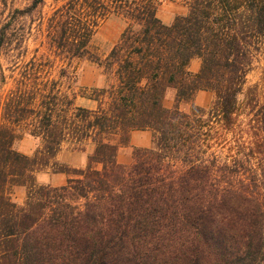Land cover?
<instances>
[{
	"label": "trees",
	"instance_id": "trees-1",
	"mask_svg": "<svg viewBox=\"0 0 264 264\" xmlns=\"http://www.w3.org/2000/svg\"><path fill=\"white\" fill-rule=\"evenodd\" d=\"M44 1L8 15L0 56L26 53L31 28L18 22ZM160 3L67 0L40 22L44 50L13 66L0 97V264H264V93L249 88L239 103L264 48V0H187L169 24ZM110 19L124 28L101 57L91 43ZM82 58L113 83L79 87L71 63ZM201 91L214 95L206 109L193 103ZM144 130L151 146L118 164L129 134ZM24 136L40 143L31 156L15 150ZM65 145L93 147L83 169L55 161ZM48 167L68 176L64 185L36 183Z\"/></svg>",
	"mask_w": 264,
	"mask_h": 264
},
{
	"label": "rangeland",
	"instance_id": "rangeland-1",
	"mask_svg": "<svg viewBox=\"0 0 264 264\" xmlns=\"http://www.w3.org/2000/svg\"><path fill=\"white\" fill-rule=\"evenodd\" d=\"M33 0H0V26L7 19L8 15L14 10H23L28 7ZM67 0H45L44 4L40 6L32 16L29 18H23L18 22L19 30L22 28H31V32L26 36L24 47L26 53H23L21 57H15L13 53L3 50L0 56V97L2 98L8 89L12 86L13 78L16 76V71L13 70L15 63L21 64L28 60L36 49L40 52L44 50L41 47L43 41V33L39 32L40 22L42 25L45 23L47 17L51 12L63 5ZM187 0H160V7L157 13L159 19L169 24L172 22L175 16L184 14L186 11L185 3ZM124 23L118 19H110L104 22L96 31L91 48L93 52H96L101 57H105L113 45L117 42ZM194 64V66H193ZM71 68L74 69L77 75V85L81 88L101 90L108 88L113 83V78L108 76L102 68L97 64L91 62L88 59H76L72 61ZM200 68V61L193 59L189 64V70L192 73L198 72ZM4 76V81L1 82V76ZM257 87L258 93L261 95L264 93V48H261L258 52L254 53V58L250 70L246 74L245 84L241 95L239 96V103L244 101L246 92L249 88ZM204 92V91H201ZM199 95H208L206 98H199ZM198 96V100H197ZM174 99V91L167 90L163 105L170 108ZM170 100V101H169ZM214 100V95L211 92L195 94L193 103L202 108H208ZM76 104L81 107L94 108L95 103L83 99H78ZM179 108L183 112H188L190 109L189 104L181 103ZM238 121H246V117L243 112L240 113ZM39 141L24 136L15 144V150L18 152L31 156L39 147ZM93 147L86 145L83 150H73L69 146L65 145L58 152L55 161L58 164L67 165L68 167L75 169H83L87 163V157L92 154ZM60 176L67 180L68 176L65 174L53 173V167L43 168L35 174V180L38 185L59 187L60 182H51V179ZM65 181L62 183L64 185ZM26 196V189L24 187H17L11 191V199L21 204Z\"/></svg>",
	"mask_w": 264,
	"mask_h": 264
},
{
	"label": "crops",
	"instance_id": "crops-1",
	"mask_svg": "<svg viewBox=\"0 0 264 264\" xmlns=\"http://www.w3.org/2000/svg\"><path fill=\"white\" fill-rule=\"evenodd\" d=\"M194 66V64H193ZM199 93H205L207 92H199ZM208 95H199V98H206ZM198 100V96H197ZM170 101V100H169ZM174 99L170 101L171 106L173 105ZM170 106V107H171ZM152 142V133L148 130L144 131H132L129 134V141L128 146L126 148H122L117 152L116 161L118 164L122 166H128L132 163V151L135 148H149L151 146ZM60 180H62L60 182ZM60 182L58 185H63L62 183L65 181L63 177L57 176L53 179H51V182ZM66 182V181H65ZM65 184V183H64Z\"/></svg>",
	"mask_w": 264,
	"mask_h": 264
}]
</instances>
